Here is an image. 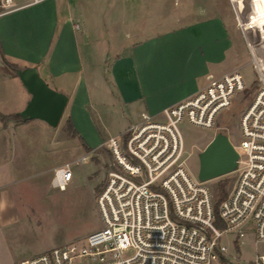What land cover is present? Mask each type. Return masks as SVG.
<instances>
[{
	"label": "built area",
	"instance_id": "obj_1",
	"mask_svg": "<svg viewBox=\"0 0 264 264\" xmlns=\"http://www.w3.org/2000/svg\"><path fill=\"white\" fill-rule=\"evenodd\" d=\"M25 3L0 0V15ZM250 15L238 27L256 79L246 83L237 70L210 76L192 96L157 116L142 112L109 136L103 145L112 162L96 193L101 228L14 264H264L257 249L250 259L240 256L244 236L264 242V23L253 25ZM248 89L233 145L235 183L216 210L210 185L186 167L181 125L221 130L217 120ZM72 176L69 164L58 166L51 185L66 186Z\"/></svg>",
	"mask_w": 264,
	"mask_h": 264
},
{
	"label": "rangeland",
	"instance_id": "obj_2",
	"mask_svg": "<svg viewBox=\"0 0 264 264\" xmlns=\"http://www.w3.org/2000/svg\"><path fill=\"white\" fill-rule=\"evenodd\" d=\"M81 2L85 17L90 20L89 44H82L79 50L84 61L83 73L90 83L91 105L86 108L88 113L74 109V127L93 150H87L82 140L66 128L65 122L71 112L70 103L57 127L34 119L15 123L10 129L0 131V135L10 139L1 151V157L7 161L12 159L13 165L22 171L24 167L29 170L20 183L6 188V214L14 222L5 227V246L1 250L4 261L16 263L55 246L83 241L90 233L101 228L96 193L112 162L103 142L110 135L121 134L137 120L132 109L118 98L112 69L114 60L124 57L131 42L138 37L175 28L177 24L174 20L178 13L193 7L190 5L193 4L192 0ZM237 7L242 13L240 20L245 22L251 13L253 25L264 23V0H240ZM233 32L230 65L241 73L246 83H251L256 77L245 39L241 31ZM125 33H128V39ZM251 35L252 32H247V36ZM16 68L19 66L2 59L0 53L2 113L19 112L13 108L17 107L20 95L26 92L15 73ZM43 79L52 87L53 81L46 74ZM250 93L248 89L238 95L235 104L217 120L216 124L222 128L219 131L216 127L203 129L183 122L186 167L193 175L198 173V153L214 134L222 132L233 145H237L239 114ZM7 125L0 122L1 129ZM64 164L71 167L72 179L66 186L53 187V172L48 171ZM236 175L237 171L234 170L207 181L216 198L221 185H224L226 192L234 185ZM244 240L240 247L242 259L252 258L256 249L264 253V242L254 244L251 236H244Z\"/></svg>",
	"mask_w": 264,
	"mask_h": 264
},
{
	"label": "crops",
	"instance_id": "obj_3",
	"mask_svg": "<svg viewBox=\"0 0 264 264\" xmlns=\"http://www.w3.org/2000/svg\"><path fill=\"white\" fill-rule=\"evenodd\" d=\"M29 1L18 0L26 3L0 15L1 58L21 68L36 66L42 78L46 74L53 81L52 88L68 96L66 107L70 103L71 115L67 118L73 119L74 125V109L88 113L86 108L91 105L90 83L83 73L79 50L82 44H89L90 20L85 17L81 0ZM239 1L192 0L194 8L178 13L175 28L138 37L124 57L115 58L112 69L117 95L132 109L136 121L142 112L157 116L164 108L192 96L210 76L236 70L230 65V50L233 31H240ZM29 97L27 91L21 94L14 111L23 109ZM14 125L10 122L0 131ZM9 142L0 135V264L15 263L1 258L5 227L14 222L6 214V188L20 183L29 173L27 167L22 171L12 159L1 157ZM53 169L48 172L52 174Z\"/></svg>",
	"mask_w": 264,
	"mask_h": 264
},
{
	"label": "water",
	"instance_id": "obj_4",
	"mask_svg": "<svg viewBox=\"0 0 264 264\" xmlns=\"http://www.w3.org/2000/svg\"><path fill=\"white\" fill-rule=\"evenodd\" d=\"M15 73L30 95L23 109L18 113L21 121L38 119L51 127H57L68 102V96L50 87L39 74L36 66L19 67ZM238 152L228 136L217 132L198 153L197 177L208 181L234 171Z\"/></svg>",
	"mask_w": 264,
	"mask_h": 264
},
{
	"label": "trees",
	"instance_id": "obj_5",
	"mask_svg": "<svg viewBox=\"0 0 264 264\" xmlns=\"http://www.w3.org/2000/svg\"><path fill=\"white\" fill-rule=\"evenodd\" d=\"M0 122L5 126V125H7L10 122L20 123L22 121H21L18 113L4 114V113H1L0 112ZM65 123H66V128L72 132V135L79 137L82 140V143L85 145V148L87 150H91V147L83 139V137L80 136V134L78 133V131L74 127L71 118H67ZM219 184H223V183L219 182ZM225 194H226L225 187H224V185H221L220 189L218 190L216 210H217L218 203L223 199V197L225 196Z\"/></svg>",
	"mask_w": 264,
	"mask_h": 264
}]
</instances>
